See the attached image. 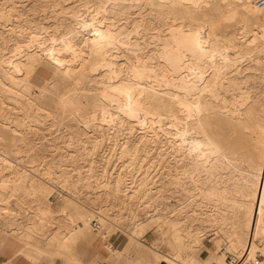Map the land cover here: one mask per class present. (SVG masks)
Wrapping results in <instances>:
<instances>
[{
	"label": "rangeland",
	"instance_id": "obj_1",
	"mask_svg": "<svg viewBox=\"0 0 264 264\" xmlns=\"http://www.w3.org/2000/svg\"><path fill=\"white\" fill-rule=\"evenodd\" d=\"M263 29L264 3L250 9L243 0H0V155L14 158L0 165V234L31 242L25 251L38 264H177L161 256L177 231L181 264H197L198 255L205 264L252 262L234 247L241 228L263 246L258 218L241 215L233 199L241 198V165L257 168L241 154L264 163V133L255 132L264 114ZM167 41L179 49L174 60L159 55ZM143 65L149 84L134 72ZM178 73L217 89L238 79L242 123L213 117L220 134H206L203 113L187 116L180 101L210 93L194 84L182 92ZM117 82L132 86L126 101ZM153 92L168 110L158 114ZM237 95L214 102L234 105ZM199 140L217 144L205 164L219 166H193L206 151Z\"/></svg>",
	"mask_w": 264,
	"mask_h": 264
},
{
	"label": "bare ground",
	"instance_id": "obj_2",
	"mask_svg": "<svg viewBox=\"0 0 264 264\" xmlns=\"http://www.w3.org/2000/svg\"><path fill=\"white\" fill-rule=\"evenodd\" d=\"M162 1H169V0H162ZM171 1H178V0H171ZM181 1H184V0H181ZM190 2V4L192 5H195V6H200L202 4H205L207 3L209 0H188ZM244 4L246 6H248L250 9H255L257 8L259 5H261L262 3H264V0H243ZM247 30V28H246ZM264 30V29H263ZM261 33V32H260ZM264 34V31L262 32ZM261 33V34H262ZM102 31L98 33V35H96V39L95 41L96 42H99L100 41V37L102 36ZM185 37H183V40ZM63 42V41H62ZM111 42L110 39H107V43ZM171 43L169 41L165 42V45H164V48L161 49L159 51V55L160 57H164L165 58H173L174 60V57L176 54H177V50H179L178 48H173L171 45ZM181 45V44H180ZM31 46V44H30ZM29 46V47H30ZM51 46V45H50ZM179 46V45H178ZM26 47V46H25ZM48 47V46H47ZM66 47V46H65ZM64 47V48H65ZM27 48V47H26ZM32 48V47H31ZM63 49V48H61ZM66 49V48H65ZM42 49H40L41 51ZM59 50V49H58ZM38 50V52H40ZM49 51V50H48ZM55 50H53L54 52ZM52 52V51H50ZM49 52V53H50ZM52 52V54H54ZM75 52V51H74ZM200 52V51H199ZM35 53V52H34ZM222 53V52H221ZM28 54V53H26ZM198 54V53H197ZM55 56V55H54ZM72 57V56H71ZM84 57V56H82ZM179 57V56H177ZM176 57V58H177ZM201 57V56H200ZM203 57V56H202ZM198 57H196L197 59ZM234 58V57H232ZM66 60V59H65ZM64 60V61H65ZM71 60V59H70ZM84 60V59H83ZM163 60V59H162ZM222 60L226 63H228V60H229V57L227 56H222ZM69 61V60H68ZM170 61V60H169ZM194 61V60H193ZM82 62V61H80ZM70 63V62H69ZM249 64H245L241 65V71H242V68L244 67H247ZM262 65L264 66V62L262 63ZM232 70V69H231ZM175 72H179L177 70H174ZM230 71V70H229ZM135 72V75H137L139 77V80L140 82H143L145 81L147 84H149V79H147V76L149 75V69L146 67V66H140L138 67L137 69L134 70ZM217 73V71H216ZM178 75L180 76L179 78L175 79V81L177 82V85L178 87L181 86L183 91L182 92H188V89H189V86L191 85L193 88V84L195 85V88H197L198 86H201V89L203 90H207L209 93H210V98H207L205 99L204 101L201 99L200 95H196L195 96V99L192 100L191 102V105L188 104L186 101L184 100H181V102L184 103L185 107H186V115L189 114V116L191 115V113L193 114V117L196 116L198 113H203L204 115V118H205V121H206V127H202L203 130L206 132V134H211V136H214V134L217 136L220 134V131L219 129H217V126L215 124H213V121H210V118H213L215 117V121L218 120L217 122L218 123H221V121H236V122H241L242 123V120H241V108L240 106L237 104V102H242L243 99H245V94H243V92H241V90H239V80L234 78H230L227 82H220V86H221V89H217L216 87L212 86L210 83H207L205 82L203 85H199V82H198V79L195 80L193 78H191L189 76L188 73H185V74H180L178 73ZM231 76V75H230ZM14 77V76H13ZM201 77V76H200ZM238 78V77H237ZM183 80V81H182ZM201 80V79H200ZM116 81V80H115ZM175 82V83H176ZM241 82V81H240ZM259 85L262 86L264 85V76H262L260 78V80L258 81ZM150 85H153L152 83ZM131 88L132 86L130 84H128L127 82H117L116 85H115V91L117 92H120V91H123L124 92V95H125V98H123L124 101H126V98H129L130 96H127V92H130L131 91ZM244 88V87H243ZM156 89V88H155ZM200 89V90H201ZM181 90V89H180ZM178 89V91H180ZM199 90V93L202 91ZM239 90V91H238ZM139 91H143L145 93V97H144V101L145 102H148L147 100V94H148V90L146 87H142L140 88ZM194 92V90H192ZM191 91V92H192ZM228 91H232L233 92V96L238 94L236 100H232L234 103V105H230V106H227V105H222V104H218V103H215L214 100L217 99V98H220L223 102L226 101V96H225V93L228 92ZM164 93H166V91H162ZM239 92V93H238ZM177 93V92H176ZM175 93V94H176ZM185 94V93H184ZM187 94L190 95V93L188 92ZM108 95V94H107ZM109 96V95H108ZM229 96V95H228ZM105 97V96H104ZM231 97V96H230ZM229 98V97H228ZM107 99V96L106 98ZM153 100L154 102V108L155 110L158 112V114L160 113H163L164 111L168 110L169 108V103L165 102V99L163 98V96L158 93V92H153L152 93V97L150 98V100ZM232 99V97H231ZM230 99V100H231ZM115 100V99H114ZM113 100V102H114ZM118 101V100H117ZM171 101V100H170ZM236 101V102H235ZM151 102V101H150ZM231 102V101H230ZM121 103V102H120ZM130 104V103H129ZM118 105V104H117ZM121 105V104H120ZM119 105V106H120ZM118 106V107H119ZM122 106L124 107V104H122ZM126 106V105H125ZM128 107H130L128 104H127ZM123 107H121L122 109H124ZM128 107H125L126 109ZM133 108V107H132ZM125 109V110H126ZM130 109V108H129ZM184 109V108H183ZM185 110V109H184ZM248 111L251 110V109H247ZM127 111V110H126ZM130 112V111H129ZM132 112V111H131ZM185 112V111H184ZM127 113V112H126ZM135 113V112H133ZM129 114V113H128ZM131 115V113H130ZM133 115V114H132ZM174 118H177L179 116H177V114H173ZM185 116V115H184ZM188 116V115H187ZM192 116V115H191ZM256 116V115H255ZM112 117V116H111ZM181 117V116H180ZM188 118V117H187ZM190 118V117H189ZM255 118V117H254ZM185 119V118H184ZM264 120V114L261 112V113H258V118L256 120V131L257 133H264V123H262L261 121ZM175 121V120H174ZM254 122V120H253ZM224 124V123H223ZM222 124V126H223ZM247 124V122L245 123ZM236 125V124H235ZM248 125V124H247ZM252 125V124H251ZM241 126V125H240ZM249 126V125H248ZM219 127V126H218ZM226 128V126H224ZM223 127V128H224ZM235 127V126H234ZM251 127V126H250ZM252 127L254 128V126L252 125ZM230 128V127H229ZM227 128V129H229ZM241 128V127H239ZM225 130V129H224ZM231 129H229L230 131ZM234 130V129H232ZM231 130V131H232ZM251 130H253L251 128ZM244 132L241 130V134H246L247 136H252L253 137V133L251 132ZM223 131V130H222ZM227 131V130H225ZM235 132H238L239 131H235ZM223 133V132H222ZM226 133V132H225ZM224 133V134H225ZM231 133V132H230ZM234 133V132H233ZM259 133V134H260ZM223 134V135H224ZM235 134V133H234ZM227 135V133H226ZM237 135V134H236ZM236 135H235V138H236ZM257 135V134H256ZM234 136V135H233ZM232 136V137H233ZM240 136V135H239ZM238 136V137H239ZM191 137V136H190ZM225 138V137H224ZM228 138V137H227ZM234 138V137H233ZM236 140V139H235ZM240 140V139H239ZM230 142V141H229ZM238 142V141H237ZM205 145L206 147L203 148L202 145ZM236 143V142H235ZM235 143H234V146H235ZM248 143V142H247ZM263 143V142H262ZM193 143L190 142V145H192ZM196 144L201 145L200 146V149H204L206 151H204V153L202 154H199L201 158L200 160V163H196L195 165H193L194 167L196 166V168H206V167H209V168H213V166H219L217 165L214 160L210 163V164H205V162L211 157V154H210V151L209 149H212V147H216L217 144L216 143H209V142H206L204 143L202 140L200 142L197 141ZM237 144V143H236ZM240 144V143H239ZM256 145V144H255ZM262 145V144H260ZM233 146V145H232ZM233 146V147H234ZM241 146V144L239 145ZM257 147V146H256ZM261 147V146H260ZM236 148V146H235ZM242 152V151H241ZM198 155V156H199ZM241 157L244 158V160H248L249 164L251 166H254V167H257L255 170H252V169H249V167L245 166V165H241V200L237 199L236 197L233 199V203L237 206V207H241V215H243L245 218H249L250 216H256V218H258V221L255 223V229L258 231V233L261 235V237L264 239V163H260V164H256V165H253L255 163H252L253 161V157L252 155H242L241 154ZM14 164V158L9 155V154H3V155H0V165H3V166H11ZM187 171H192L191 169H187ZM191 175V173H190ZM191 181H193L191 179ZM194 181H195V178H194ZM197 182V181H196ZM246 183H251L253 184V187H248L246 186ZM114 187L116 189L119 188V180L116 181ZM198 192V191H197ZM210 193H214L213 190L210 189ZM204 195L206 197H210V198H213V199H216V201H219L217 200L218 198H220V196L218 195L217 197L216 196H210L208 195V192L207 190L204 191ZM160 214V213H159ZM213 214V213H212ZM160 216V215H159ZM93 220V219H92ZM92 220H91V224L93 226V223H92ZM97 221H99L97 219ZM99 224H100V227L101 228V223L99 221ZM20 228V227H19ZM93 228L95 230H98L99 228H95L93 226ZM19 230V229H18ZM86 231V230H84ZM80 233H82L81 231H79ZM176 232V231H175ZM84 233H82V235H84ZM194 234V233H193ZM255 234V231L254 230H244V228H241V242L239 241L237 243V245H235L234 249H235V252L236 253H239L241 252V254H247V255H250L252 256L253 258V261H252V264H264V257H260V258H257L258 260L255 262L254 259L256 258V254L257 252L260 250L261 252L264 253V243H263V246L261 248H258L252 241V236ZM134 235V234H133ZM85 236V235H84ZM89 236V235H88ZM174 240L170 243L171 247H170V251L171 253H167V252H163L161 253V256H165L166 258H170L172 261H174L175 263L177 264H181L179 259L177 258V256H179V253L176 251L178 249H180V247L184 246V241L182 240L183 238V234H181L180 232H176V234L174 235ZM90 237V236H89ZM87 240H89L90 238L88 237H85ZM194 240H200V238L197 236V235H194V237H192ZM90 241V240H89ZM159 243V242H158ZM166 243V242H165ZM201 246H204L206 245L205 242L201 241ZM208 244V243H207ZM110 245V244H109ZM156 245V244H155ZM164 245V244H163ZM162 245V246H163ZM158 246V245H157ZM161 246V245H160ZM225 246L227 247H230V242H226L225 243ZM164 247V246H163ZM166 248V247H165ZM168 248V246H167ZM217 261H219V264H226L224 262V260L219 257L217 258ZM205 257H202L200 255H198L197 257V264H205ZM216 263V262H215ZM218 264V263H216Z\"/></svg>",
	"mask_w": 264,
	"mask_h": 264
},
{
	"label": "crops",
	"instance_id": "obj_3",
	"mask_svg": "<svg viewBox=\"0 0 264 264\" xmlns=\"http://www.w3.org/2000/svg\"><path fill=\"white\" fill-rule=\"evenodd\" d=\"M30 243L22 245L15 236L0 234V264H38L37 257L25 251V245ZM106 245L112 247L111 242Z\"/></svg>",
	"mask_w": 264,
	"mask_h": 264
},
{
	"label": "built area",
	"instance_id": "obj_4",
	"mask_svg": "<svg viewBox=\"0 0 264 264\" xmlns=\"http://www.w3.org/2000/svg\"><path fill=\"white\" fill-rule=\"evenodd\" d=\"M92 223H93V226L95 228H99L100 227L99 221H97L96 218H93ZM227 256H228L229 261H235L236 258H237L236 254L235 253H232V252H230L229 254H227ZM261 256H262V252L259 250L257 252V254H256V258L254 259V261L256 262L258 260L257 258H260ZM210 264H216V263L215 262H211ZM244 264H252V262L250 260H246L244 262Z\"/></svg>",
	"mask_w": 264,
	"mask_h": 264
}]
</instances>
